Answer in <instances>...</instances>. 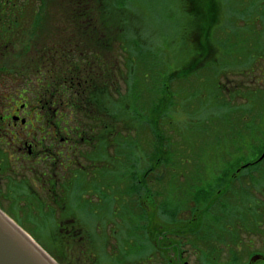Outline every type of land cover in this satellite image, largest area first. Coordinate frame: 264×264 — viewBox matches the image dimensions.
<instances>
[{
    "label": "rangeland",
    "instance_id": "obj_1",
    "mask_svg": "<svg viewBox=\"0 0 264 264\" xmlns=\"http://www.w3.org/2000/svg\"><path fill=\"white\" fill-rule=\"evenodd\" d=\"M203 1L219 7L217 26L212 35L218 45L215 46L216 52H212L205 61L200 60L198 66H192L191 60L198 51L197 34L200 32L198 21L190 11L192 6H197L198 0H114L115 6L127 9L119 14L122 7L118 8L109 20L113 34L106 32L105 19L98 16L92 20H95L97 30L91 33L106 36L107 59L112 56L118 59L119 80L111 91L115 94L117 89L122 105H128V112L120 118L121 133L112 139L113 145L106 155L108 190L113 191L112 185L118 183L117 193L122 195L145 192L143 185L137 184L135 179L137 176L140 178L147 161L141 151L140 156L133 157L128 143H125H130L135 137L136 128L122 125L138 123L137 134L140 133L139 138L145 147L149 134L148 129L142 127L141 119L148 121L158 136L153 147L161 149V159L154 156L149 161L160 160L162 164L157 167L163 168L161 171L165 173L162 180L155 183V193L152 192L149 198L141 196L138 210L139 225L145 222L146 210L153 215L154 238L166 229L173 231L178 226L198 225L187 219V211L193 210L195 201L200 200L195 194L223 184L224 169L249 159L252 136L256 139V135L264 132V0ZM88 4L95 7V3ZM59 18L57 15L56 19L49 21L47 32L54 30V23H60ZM22 23L24 25L19 31L11 35L18 46L24 42L21 38H27L26 20L23 19ZM59 35L37 34L41 39ZM129 54L130 62L126 63ZM203 61L205 65L201 64ZM187 70L191 73L184 77L182 73ZM128 81L133 82L129 89ZM243 85L246 90H239L238 87ZM236 90L242 94L238 92L241 95H235ZM249 103H253V112L263 106L253 131L249 129L252 113L241 118V109L234 111L235 107L248 106ZM244 123L248 129L243 128ZM146 153L145 148V157ZM133 164L135 170L132 169ZM243 164L235 170L244 171L247 165ZM245 181L249 186L242 193H249L252 200H257L254 209L250 208L251 200L243 203L245 209L255 210L250 212L249 225L257 226L259 220L256 218L264 225V181L255 184L258 187L251 185L248 176ZM238 196L240 198L241 193ZM143 199L147 209L142 207ZM158 200L161 201L159 207ZM245 209L242 215L248 211ZM194 210L202 211L199 208ZM9 215L18 223H24V219ZM24 221L27 222L22 226L25 231L47 252L50 251L49 254L60 264H126L136 256L145 258L150 246L145 243L143 234H139L132 244L130 233L82 234L77 235L82 237L77 238L78 242L72 243L67 240L70 236L49 231L52 225L50 218H27ZM32 223H38L37 228L31 227ZM87 241H91L88 248ZM102 241L109 246L116 245V249L104 251L96 248V244L100 245ZM92 242L96 244L91 246ZM133 245L137 246V251L132 253Z\"/></svg>",
    "mask_w": 264,
    "mask_h": 264
},
{
    "label": "flooded vegetation",
    "instance_id": "obj_2",
    "mask_svg": "<svg viewBox=\"0 0 264 264\" xmlns=\"http://www.w3.org/2000/svg\"><path fill=\"white\" fill-rule=\"evenodd\" d=\"M8 30L0 27V209L4 213L24 220L50 218L49 231L70 236L67 240L72 243L82 234L130 233L135 244V238L143 234L150 245L146 257H133L126 264H264V225L259 219L260 225L251 227L250 211L245 215L240 210L229 212L235 215L230 223L214 226L219 212L189 210L187 219L198 225L166 229L157 238L150 211L146 210L145 222L139 225V200L155 193V183L165 173L163 168L155 170L157 162L149 161L154 157L152 130L148 129L146 147L140 149L147 163L140 178H134L145 192L122 195L117 193L118 183L108 190L106 155L121 129H107L106 85L117 84L119 66L116 56L107 59L104 34L71 36L84 42H68L69 49L55 51L74 55L71 59H28L26 54L44 52H27L25 43L18 46L8 40ZM47 62H71L74 69L54 78L48 73L53 67L43 66ZM134 153L133 157L140 156L139 148ZM141 203L147 209L144 199ZM36 224L31 227L37 228ZM96 245L104 251L116 249L103 241Z\"/></svg>",
    "mask_w": 264,
    "mask_h": 264
},
{
    "label": "trees",
    "instance_id": "obj_3",
    "mask_svg": "<svg viewBox=\"0 0 264 264\" xmlns=\"http://www.w3.org/2000/svg\"><path fill=\"white\" fill-rule=\"evenodd\" d=\"M114 0H0V4H4V6L0 5V12L1 11H8L10 14H2L0 13V27H7L9 30L7 31V37L8 40L11 42H14L15 40L11 37L12 34L19 31L20 27H22L24 24L22 23V20H26V27H25V34L27 38H25L23 43H25V50L27 52H36V51H43L44 53H33V54H26V57L29 59L31 57H45V58H52V59H71L74 58V55H68V54H59L55 53V51H60L62 49H69L67 44L68 42L73 43H83L84 38L82 37H71V36H79L84 35L87 33H91L94 29H96L95 20L92 21L95 17L100 16L99 18L105 19V26H106V32L113 34V29L111 24L109 23V20L112 19L114 16L113 14L115 12H118V8H121L122 6H115L113 3ZM200 2L202 4L200 5ZM24 4V6L19 4ZM57 3H62L63 5L61 7L55 6ZM88 3H95V7H91ZM117 3V2H116ZM8 4H16L15 7H8ZM97 4V5H96ZM109 7V8H108ZM108 8V10L106 9ZM195 8V9H193ZM127 8L122 7L121 10L118 12L119 14H123L126 11ZM105 10L107 11L105 13ZM60 11V13H57ZM194 16L196 17L198 21L199 26V32L197 35V47L198 51L196 52V56L192 58V66H198L200 60H204L212 54V52H216L215 46L218 45L215 44L214 38H213V30L217 26L218 21V13H219V7L215 3H209L208 1L198 0V4L196 7H191L190 10ZM12 12V13H11ZM60 15V23H54V30L51 32H47V25H50V20L56 19L57 15ZM110 14V15H109ZM9 18L11 21H2L1 19H7ZM203 23V24H202ZM202 24V28L200 29V25ZM97 30V29H96ZM22 31V30H21ZM96 32V31H95ZM3 33V32H1ZM38 33L44 34H60L57 37L51 36V38H39L37 36ZM65 34V35H63ZM6 37V38H7ZM217 40V38H216ZM41 44V46L39 45ZM39 45V46H38ZM64 45V46H63ZM196 49V47H195ZM204 61L201 64H204ZM47 64L48 67H53L47 69L49 70V74H52V76L55 78V76L67 74L70 70L74 69V65L69 63H61V62H47L43 63V66ZM29 65V63H28ZM32 65V63H30ZM205 65V64H204ZM57 66V67H56ZM196 68V67H194ZM191 72L190 70L184 71L182 74L183 76L189 75ZM131 77V74H130ZM55 79V82L57 80ZM132 78V77H131ZM52 80L49 81V84L46 87H50ZM128 85V88L130 85H132L133 82H126ZM109 82L106 85V91H105V112L108 115L107 118V129L108 130H115L120 128L119 122H121L120 118L121 116L128 112L126 108H128V105L125 104L122 105V102L120 101L121 98H119V94H117L118 90L116 89V96L111 91ZM239 90H246V86H240ZM253 89V88H252ZM258 89V88H257ZM237 92V90L235 91ZM240 92V91H238ZM236 93L235 95H238L239 93ZM241 93V92H240ZM242 94V93H241ZM239 94V95H241ZM253 103H249L247 105L237 106L235 107L234 111L241 109V118L244 117L247 113H252V122L249 125V129L251 131L255 130V125L258 122V118L260 117V111H262V107L259 111L253 112ZM122 105V106H121ZM120 120V121H119ZM132 120V119H131ZM141 122L144 124V128H151L152 125L146 121L142 120ZM241 122V121H240ZM238 121L235 122L237 125ZM136 124V123H135ZM119 126V127H118ZM243 128H247V125L244 123L242 124ZM122 127L133 129L136 128V133L134 134V138L132 141L125 142L128 143L127 145L131 149L132 156H134V152L137 151V148L145 147L143 142H141L139 138V134H137V129H139V124L137 123L134 125L132 122H126ZM151 130V129H150ZM153 144L156 138L158 137L155 135V131L153 132ZM262 138H264V132L261 131V135H256V139L251 138L250 140V158L247 160H244L243 162L237 163L233 168H225L223 171L224 179L223 184L220 183L216 189H213L214 187L209 188L207 191V194H204V192L201 190L199 193H196L195 196L198 197L200 200L195 201V207L194 209H202V211H217L219 212L217 214V218H213L214 226H224L228 223H230L234 218L235 215L229 213L232 211L240 210L244 211L245 209V202L247 200H251L252 205L250 208L254 209V205L256 204L257 200H252L249 193L244 194L245 188H247L249 185L246 183L245 178L248 176L251 179V185L254 187H258L255 184L259 185L258 183H261L264 181V157L259 159V155L264 150V141H262ZM148 142V141H147ZM109 145V143H108ZM140 151V150H139ZM161 149L155 147L154 149V156L161 159ZM147 156V153H146ZM150 157V154H149ZM158 162L155 164V167L159 164H162L160 160H157ZM160 161V162H159ZM156 162V161H155ZM241 163H244L247 165V168L242 171L235 170V167L239 166ZM244 179V180H243ZM229 181V183H228ZM158 190V189H156ZM158 192H160L158 190ZM248 192V191H246ZM241 193V197L239 198L238 194ZM195 196H192L194 198ZM245 196V197H244ZM247 196V198H246ZM249 202V201H248ZM201 204V207H197ZM250 212H253L255 210H249L245 209ZM206 220H209L211 222V218H205ZM256 220H259V218H256ZM206 225V224H204ZM50 252V251H49Z\"/></svg>",
    "mask_w": 264,
    "mask_h": 264
},
{
    "label": "water",
    "instance_id": "obj_4",
    "mask_svg": "<svg viewBox=\"0 0 264 264\" xmlns=\"http://www.w3.org/2000/svg\"><path fill=\"white\" fill-rule=\"evenodd\" d=\"M264 156V150L259 158ZM0 264H60L0 209Z\"/></svg>",
    "mask_w": 264,
    "mask_h": 264
}]
</instances>
